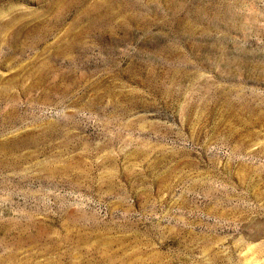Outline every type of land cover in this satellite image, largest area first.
Wrapping results in <instances>:
<instances>
[{
	"label": "rangeland",
	"instance_id": "1",
	"mask_svg": "<svg viewBox=\"0 0 264 264\" xmlns=\"http://www.w3.org/2000/svg\"><path fill=\"white\" fill-rule=\"evenodd\" d=\"M0 264H264V0H0Z\"/></svg>",
	"mask_w": 264,
	"mask_h": 264
}]
</instances>
